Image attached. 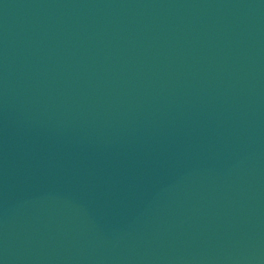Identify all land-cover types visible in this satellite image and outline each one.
Returning <instances> with one entry per match:
<instances>
[{
    "label": "water",
    "instance_id": "1",
    "mask_svg": "<svg viewBox=\"0 0 264 264\" xmlns=\"http://www.w3.org/2000/svg\"><path fill=\"white\" fill-rule=\"evenodd\" d=\"M0 264H264V0H0Z\"/></svg>",
    "mask_w": 264,
    "mask_h": 264
}]
</instances>
